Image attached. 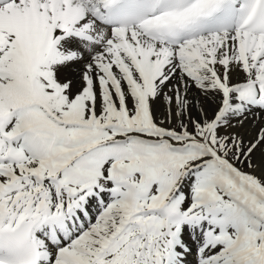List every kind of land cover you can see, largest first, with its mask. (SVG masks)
Returning a JSON list of instances; mask_svg holds the SVG:
<instances>
[{
	"label": "snow or ice",
	"instance_id": "snow-or-ice-1",
	"mask_svg": "<svg viewBox=\"0 0 264 264\" xmlns=\"http://www.w3.org/2000/svg\"><path fill=\"white\" fill-rule=\"evenodd\" d=\"M0 264H264V0H0Z\"/></svg>",
	"mask_w": 264,
	"mask_h": 264
}]
</instances>
